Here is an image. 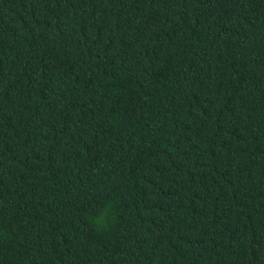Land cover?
I'll use <instances>...</instances> for the list:
<instances>
[{
    "label": "trees",
    "instance_id": "trees-1",
    "mask_svg": "<svg viewBox=\"0 0 264 264\" xmlns=\"http://www.w3.org/2000/svg\"><path fill=\"white\" fill-rule=\"evenodd\" d=\"M0 264H264V0H0Z\"/></svg>",
    "mask_w": 264,
    "mask_h": 264
},
{
    "label": "clouds",
    "instance_id": "clouds-1",
    "mask_svg": "<svg viewBox=\"0 0 264 264\" xmlns=\"http://www.w3.org/2000/svg\"><path fill=\"white\" fill-rule=\"evenodd\" d=\"M103 222H106V214H105V216H104V219H103L102 223H103Z\"/></svg>",
    "mask_w": 264,
    "mask_h": 264
}]
</instances>
